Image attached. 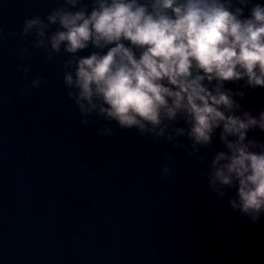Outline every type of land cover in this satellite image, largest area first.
Wrapping results in <instances>:
<instances>
[{"label":"water","instance_id":"95a60500","mask_svg":"<svg viewBox=\"0 0 264 264\" xmlns=\"http://www.w3.org/2000/svg\"><path fill=\"white\" fill-rule=\"evenodd\" d=\"M62 2L0 0V264H264V217L245 224L227 198L207 192L199 176L206 165L95 115L83 125L63 84L67 56L48 62L34 37L8 36ZM36 77L47 84L22 97ZM240 103L264 108V89ZM105 124L113 137L97 135ZM249 135L264 140V132Z\"/></svg>","mask_w":264,"mask_h":264},{"label":"clouds","instance_id":"9594fccd","mask_svg":"<svg viewBox=\"0 0 264 264\" xmlns=\"http://www.w3.org/2000/svg\"><path fill=\"white\" fill-rule=\"evenodd\" d=\"M8 36L34 37L32 48L46 52L48 62L67 56L63 84L83 125L95 115L121 130L136 129L141 137L184 149L197 165H206L199 176L207 192L227 198L245 224L260 225L264 140L249 134L264 132V108L245 109L240 101L264 89V3L63 0L44 18L25 19L21 32ZM19 55L29 59L28 47ZM22 71L27 78L31 69ZM46 84L36 77L20 95ZM96 133L115 135L108 124ZM214 140L222 150L213 148ZM201 149L212 154L210 160ZM170 160L165 154L162 178L173 174Z\"/></svg>","mask_w":264,"mask_h":264}]
</instances>
